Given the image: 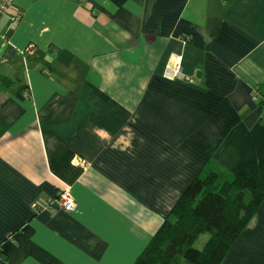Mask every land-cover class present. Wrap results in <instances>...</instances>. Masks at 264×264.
<instances>
[{"label": "crops", "instance_id": "crops-1", "mask_svg": "<svg viewBox=\"0 0 264 264\" xmlns=\"http://www.w3.org/2000/svg\"><path fill=\"white\" fill-rule=\"evenodd\" d=\"M263 102L264 0H14L0 264H134L196 177L264 158ZM224 264H264V201Z\"/></svg>", "mask_w": 264, "mask_h": 264}, {"label": "trees", "instance_id": "trees-1", "mask_svg": "<svg viewBox=\"0 0 264 264\" xmlns=\"http://www.w3.org/2000/svg\"><path fill=\"white\" fill-rule=\"evenodd\" d=\"M263 201L264 158L196 177L134 264H224ZM203 234L208 239L194 248Z\"/></svg>", "mask_w": 264, "mask_h": 264}, {"label": "built area", "instance_id": "built-area-1", "mask_svg": "<svg viewBox=\"0 0 264 264\" xmlns=\"http://www.w3.org/2000/svg\"><path fill=\"white\" fill-rule=\"evenodd\" d=\"M78 4H83L86 0H73ZM14 0H0V16L8 14L13 7ZM20 20V14L14 11L9 17V23L7 26V31H12L15 29L16 25ZM33 49V46H28L25 48L21 53L24 54L29 52ZM179 60L171 67H166L164 72V76L167 79L174 80L180 78L181 75L179 73ZM257 95V94H256ZM254 95V100H256L257 96ZM76 204L73 199L68 194L67 190H63L59 193L57 198L48 201L47 203L43 204V209L46 210H54L55 208H59L65 212H72L75 210Z\"/></svg>", "mask_w": 264, "mask_h": 264}, {"label": "rangeland", "instance_id": "rangeland-1", "mask_svg": "<svg viewBox=\"0 0 264 264\" xmlns=\"http://www.w3.org/2000/svg\"><path fill=\"white\" fill-rule=\"evenodd\" d=\"M208 239V234L201 235L196 243L194 244V248L201 249L202 245L205 243V241Z\"/></svg>", "mask_w": 264, "mask_h": 264}]
</instances>
